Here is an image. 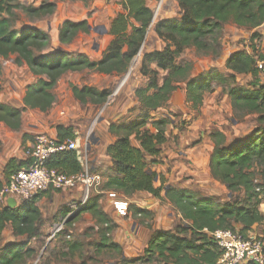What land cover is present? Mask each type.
Listing matches in <instances>:
<instances>
[{"label":"trees","instance_id":"trees-1","mask_svg":"<svg viewBox=\"0 0 264 264\" xmlns=\"http://www.w3.org/2000/svg\"><path fill=\"white\" fill-rule=\"evenodd\" d=\"M146 1H120L121 11L111 19L107 30L111 37L107 48L98 61H91L83 53L72 54L60 50L44 53V49L50 45L47 33L32 28L17 31L11 26L9 17L13 9L21 8L27 15L39 17L53 13L52 3H44L34 8L16 4L14 0H0V58L14 55L16 64H25L38 77L33 84L26 87L21 109L0 103V123L12 131H19L21 113L24 110L46 112L54 102L52 91L55 84L67 72L90 70L109 76L125 74L152 24L153 12L146 5ZM174 1L178 9L177 16L158 21L153 28L155 36L163 42L164 47L144 54L139 65V73L147 81L134 91L140 111L136 120L119 121L107 127L108 135L114 140L105 148V154L110 158V166L99 167L103 170L102 177L106 175L107 178L100 191H113L126 198L146 193L160 201H168L180 215L181 224L171 232L152 233L144 251V256L148 259L157 254L160 259L173 264H215L220 254L211 237L212 232L233 229L232 225L235 224L240 225V232L245 233L264 221V214L258 210L262 202V189L253 183L252 174L249 172L255 164L264 166V83L257 81L264 68H260L257 63L264 64V53L258 61L252 54L238 51L229 56L225 63L226 68L233 74L248 75L255 79L249 88L229 87L226 94L234 112L254 114L257 126L247 135L231 142H226L225 135L218 130L210 134L213 142L208 158L210 177L220 182L231 195L241 193V203L238 196H231L227 202L216 204L210 198L202 197L191 190L165 187L161 181L156 188L154 182L157 175L146 172L150 168L145 159L151 158L150 165L157 163L160 147L166 142L165 128L170 118L162 115L157 121H149L156 118L158 109L167 105L181 82L185 85V101L191 103L193 109H197L201 106L204 93L209 89V81L225 83L234 79V75L224 78L214 69L198 78H189L190 65L176 64V59L187 48L192 47L202 53L210 50L209 39L218 36L226 23L249 30L261 26L264 23V0ZM87 30L86 21H64L58 29L57 41L67 45L78 32ZM254 38L259 36L254 33ZM262 45L264 48V38ZM152 65H155V69L151 68ZM158 71L166 73L161 85L157 82ZM71 92L73 98L82 104L90 102L102 105L109 96L106 90L97 91L89 87H72ZM149 125L155 133L147 128ZM55 133L59 141H75L72 127L57 125ZM132 137L138 143V148L131 145ZM24 166V160L9 159L3 167L0 189L12 174ZM85 166L92 172L90 164L81 159L76 148L55 155L47 163L49 169L67 175L83 173ZM43 194L46 192L19 203L15 208L4 206L0 209V239L9 228L13 236L27 240L2 245L0 264H26L34 256V250L27 245L34 237L41 218L37 201ZM131 210L135 216L140 215L143 219L150 217L143 209L133 207ZM78 212H88L97 224L106 227L104 232L101 231L100 241L96 244L98 252L113 251L121 257L120 246L108 238L111 221L101 211L97 199L89 198ZM76 216L70 217L72 219L68 217L65 223L70 224ZM68 246L71 252L78 249L75 243ZM120 263L129 262L121 257Z\"/></svg>","mask_w":264,"mask_h":264},{"label":"rangeland","instance_id":"rangeland-1","mask_svg":"<svg viewBox=\"0 0 264 264\" xmlns=\"http://www.w3.org/2000/svg\"><path fill=\"white\" fill-rule=\"evenodd\" d=\"M120 1L14 0L16 4L19 3L34 8L44 3H52L53 13L39 17L30 16L21 8H15L12 10L9 20L13 29L17 31L32 28L47 33L50 37V45L44 49V53L57 50L72 54L83 53L89 60L98 61L110 41L107 30L111 19L121 11ZM157 8L159 7L156 4L154 17L158 11ZM175 14V16L173 14L171 16L176 17L177 13ZM67 20L73 22L86 21L88 30L87 32H78L69 44L63 45L58 43L57 34L61 24ZM153 28L152 23L146 33L145 42L133 58L127 72L123 74L125 76L116 74L105 76L90 70L67 72L55 84L52 91L54 102L47 112L24 110L21 113L20 130L9 135L7 133H1V135L10 140L11 145L14 141L16 142L17 137H20L19 141L21 142V136L26 137L24 143L26 141L30 142L35 135L49 133L52 129L55 130V126L61 122L76 131L78 143L83 146L85 140L91 143V140L95 138L98 139V142L104 139L103 136L108 134L107 124L104 121H115L117 117L121 119L119 121L125 122L136 120L140 111L137 99L133 95V89L143 86L147 81L139 73L142 56L152 52V50L157 51L164 47L161 40L157 37L154 38L155 34L151 35L150 33L149 35L150 31L153 32ZM254 33L259 38L253 39ZM263 38L264 23L252 30L238 28L232 23H226L222 26V31L218 36L209 39V48L211 49L207 52H198L192 47L185 49L176 59V64L190 65L189 78H198L210 69H214L221 73L224 78L234 75V79H229L225 83H219L218 80L209 81V89L204 93L201 106L197 109H193L191 103L185 101V85L181 82L167 105L158 109L157 116H169L181 131L190 127L196 119L198 120L201 117V113L204 114V111L208 110L211 115L210 118L213 117L210 121L211 132L218 130L223 134L226 133L237 138L247 135L251 129L257 126L255 115L234 112L226 90L234 86L249 88L255 79L248 75L233 74L226 68L225 63L229 56L238 51L252 54L254 59L259 61L264 53ZM15 62L14 55L5 59L0 58V103L8 107L21 109L26 87L33 84L38 77L33 75L25 64L18 65ZM258 66L263 67V62H259ZM151 68L155 69V65H152ZM262 71L257 78V81L261 84L264 83V68H262ZM165 75L166 73L158 71L157 82L159 85H161ZM72 87L78 89L89 87L97 91L106 90L109 92V96L102 105H95L90 102L82 104L73 98ZM118 106H124V111L119 112ZM52 113L59 117V121L54 117H50ZM44 126L48 127L49 131H44L42 129ZM0 153H2V148ZM2 170H0L1 180ZM249 172L252 174L253 183L262 189L260 195L262 202L259 204L258 210L264 214V166L255 164ZM157 180L162 182L161 179ZM102 186L96 191H92L87 200L96 198L101 211L105 214L104 207L106 208L110 204L104 191H100ZM201 187L204 188L202 194L197 191L196 193L210 198L216 204L227 202L231 196L235 198L238 196L240 203L243 198L241 193L231 195L220 182L212 178L205 184L203 181ZM50 192L48 190L37 201L41 218L37 224L34 237L28 241L27 247L34 250V256L28 259L26 264H121V257L126 258L129 262L125 264H173L160 259L157 254L152 259L145 257L144 247L142 248L144 242L136 236L141 230L151 233L155 231L171 232L173 228L181 224V219L176 217V211L168 201L161 200L156 207L158 210H155V213H152L149 218L143 219L137 215L129 223L127 222L128 225L125 228L119 224L117 225L111 217L105 214L110 221L112 220L110 225L108 224L111 227L108 238L120 246L122 253L120 257L117 252L107 250L98 252L96 248V244L100 241L101 231L104 232L105 226L97 224L88 212L79 214L76 211L77 213H71L84 198V194L79 192L70 197L68 195L63 197L60 191H55L54 194ZM75 215H77L76 218L70 224L65 223L66 218H73ZM130 226L132 231H130ZM232 226V230H241L240 225L233 224ZM251 233L264 236V221L253 226ZM17 241L24 242L27 240L23 237L13 236L7 228L0 239V247ZM73 243L77 244L78 249L71 252L68 245Z\"/></svg>","mask_w":264,"mask_h":264},{"label":"crops","instance_id":"crops-1","mask_svg":"<svg viewBox=\"0 0 264 264\" xmlns=\"http://www.w3.org/2000/svg\"><path fill=\"white\" fill-rule=\"evenodd\" d=\"M156 4L158 5L159 8H157L158 11L155 14V17L153 15V18H154L152 20L153 25L158 21L169 19L170 17H172L171 16L172 14L173 16H175L176 15L175 13L178 12V9H177V6L174 0H157V1L147 0L146 1V5L151 10L153 9V13H154V8L156 7ZM150 33L151 35L152 34L154 35V32L150 31L149 35ZM155 37L156 36H154V38ZM109 38L111 39L110 36ZM121 76H125V75H121ZM134 91L135 89H133V95H134ZM117 109H119V112H122L124 111L123 110L124 106L122 107L118 106ZM211 114H212V110H211ZM210 116H211L210 112L208 110H205L204 114L201 113V117L198 120L196 119V121L192 123L190 127H187V129H183L181 131H180V128H178V126L174 124V122L169 117L170 121L166 125V128H165L166 142L160 147V155L157 159V163L154 165L152 164L150 165V162L152 161L151 158L145 159L149 165L148 167L150 168V171L157 175V179L159 178L162 180L163 185L165 187L188 189L194 192L197 191L200 194H202V190L204 189L203 187H201L202 182L204 181V184H205L211 179L210 174H209V168H208V158L213 149V142L211 141V138H210V134H211L210 133L211 132L210 131V127H211L210 121L213 117L210 118ZM50 117H54L56 120L59 121V117H57L54 113H52ZM161 117L162 116L159 117L156 115V118L149 122L152 123L154 121H157ZM119 120L121 119L117 117L115 121L109 120V121H104V123H106L108 127L110 124H114ZM100 121H103V120H100ZM57 125H62L64 127H70V126H66L65 124H62L61 122H59ZM147 128H149L152 133L156 132L152 128L151 125H149ZM42 129L44 131L46 130L49 131L48 127H45V126L42 127ZM13 132L15 131L10 130L3 123H0V149L2 148V153H0V170L3 169L4 165L11 158L23 160V155H22L23 150L31 146L33 139L36 136L35 135L30 140V142L26 141L25 143H24L25 138H26L25 136L23 137L21 136V142L19 141L20 137H17L18 140L16 138V142L14 141L11 145L10 140L3 137L1 133H7L9 135L10 133H13ZM73 132L75 134L74 142L76 144V149L79 151L81 159L85 163L87 162L90 164V169L92 173H98V174H101L102 176L103 170H101L99 167L110 166V158L105 154V148L107 145L112 143L114 138L110 137L108 134L107 135L105 134L103 136L104 139L100 140V142H98L97 138H95L94 140L92 139L91 143H88V141L85 140L82 146L81 143H78L77 133L74 129H73ZM48 134L53 138H57L54 129L49 131ZM225 137H226V142H228L229 140L237 139V137L230 136L229 134H226ZM131 145L135 148H138V143L133 138H131ZM108 175L112 176L111 174H108ZM103 178H104L103 179V184H104L107 179L106 175L103 176ZM2 179H3V174H2ZM0 180H1V177H0ZM159 185H160V181L157 180V182H154V186L156 188ZM50 191H51L50 193L52 194H54L53 192L55 191L56 192L60 191L63 197H66L67 195L70 197L74 194L76 195V193H79V192L83 194L84 187L81 184H79V185H76L74 188H70V189L50 190ZM106 192H113V191H104L105 194ZM201 196L205 197L204 195H201ZM117 198L118 199L122 198L125 201H127L128 203L127 214L125 216H121L120 214L116 212V210L111 205L114 199H111V200L107 199L111 207L110 206L106 208L104 207V212L107 216L111 217L117 225L119 224L123 226L124 228L127 227L128 225L127 222L129 223L132 219L137 217L134 215L131 208L135 207V208L143 209L146 212H148L149 215H152V213H155L154 212L155 210L156 211L158 210V208L156 209V207L161 202L159 199H156L146 193H138L132 196L131 198H126L120 194H117ZM176 217L180 219L179 214H177ZM130 231H132L131 226H130ZM151 235H152L151 232L144 231V230H141L139 234H136L137 238L141 239L144 242L142 246V248L144 247L143 253L148 246Z\"/></svg>","mask_w":264,"mask_h":264},{"label":"built area","instance_id":"built-area-1","mask_svg":"<svg viewBox=\"0 0 264 264\" xmlns=\"http://www.w3.org/2000/svg\"><path fill=\"white\" fill-rule=\"evenodd\" d=\"M75 148L72 140L59 141L48 133L36 135L31 146L22 153L26 166L12 174L0 189V209L7 206V199H13L17 206L41 192L70 189L81 184L84 198L71 212L77 213L86 205L88 195L102 186L104 178L98 173L89 172L86 166L83 173L73 175L47 167L52 157ZM106 196L108 200L114 199L111 205L118 214H127V201L118 199L115 192H106ZM211 237L220 254L215 264H264V236L253 234L251 230L242 233L239 230L219 229L212 232Z\"/></svg>","mask_w":264,"mask_h":264},{"label":"water","instance_id":"water-1","mask_svg":"<svg viewBox=\"0 0 264 264\" xmlns=\"http://www.w3.org/2000/svg\"><path fill=\"white\" fill-rule=\"evenodd\" d=\"M146 172L151 173V171L149 169L146 170ZM157 179H155L156 182ZM6 207L8 208H15L16 207V203L13 199H7L6 200ZM70 218V217H69Z\"/></svg>","mask_w":264,"mask_h":264},{"label":"bare ground","instance_id":"bare-ground-1","mask_svg":"<svg viewBox=\"0 0 264 264\" xmlns=\"http://www.w3.org/2000/svg\"><path fill=\"white\" fill-rule=\"evenodd\" d=\"M237 230V229H236Z\"/></svg>","mask_w":264,"mask_h":264}]
</instances>
